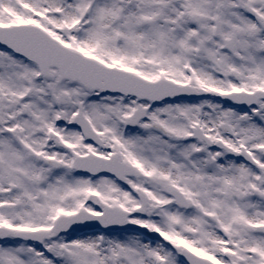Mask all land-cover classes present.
<instances>
[{
  "label": "snow or ice",
  "instance_id": "1",
  "mask_svg": "<svg viewBox=\"0 0 264 264\" xmlns=\"http://www.w3.org/2000/svg\"><path fill=\"white\" fill-rule=\"evenodd\" d=\"M0 264H264V0H0Z\"/></svg>",
  "mask_w": 264,
  "mask_h": 264
}]
</instances>
